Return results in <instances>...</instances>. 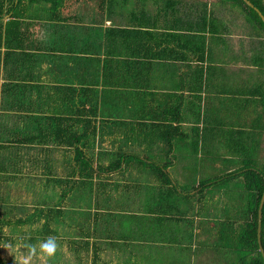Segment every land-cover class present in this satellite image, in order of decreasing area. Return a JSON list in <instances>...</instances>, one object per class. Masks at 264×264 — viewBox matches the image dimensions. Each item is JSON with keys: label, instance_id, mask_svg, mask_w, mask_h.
Returning a JSON list of instances; mask_svg holds the SVG:
<instances>
[{"label": "crops", "instance_id": "1", "mask_svg": "<svg viewBox=\"0 0 264 264\" xmlns=\"http://www.w3.org/2000/svg\"><path fill=\"white\" fill-rule=\"evenodd\" d=\"M91 1L94 19L86 25L83 19L71 14L70 5ZM170 2L114 0L109 1V13H104L100 10V0H72L65 2L66 10L59 19L53 18L47 9L51 3L35 5L32 16L22 20L24 37L13 38L11 48L0 47V140L7 143L13 138L39 136L51 129L48 119L56 113L66 119L67 127L68 118L74 115H68L71 111L70 102L65 101L68 95L58 94V90L75 89L76 101L73 102H79L78 95L84 87L97 86L102 102L121 105L127 111L120 122V133L114 134L116 138H157L164 154L158 160L162 164H167L164 157L168 151L161 141L162 135L178 140L169 154L171 162L167 164L173 184L170 193L168 187L164 188L149 174L123 166L124 173L108 177L121 176L122 182L112 185L113 189L122 188L124 193L133 191L142 195L152 186L148 198L141 196L133 206L141 211H125L124 207L122 212L109 211L107 215L106 209L103 214L101 198L96 199L101 204V216L93 224L104 221L106 215L109 219L115 218L117 229L107 236L113 251L128 252L129 259L122 264H141L133 249L137 244L172 246L179 253L180 261L199 258L205 263L218 260L220 264L224 261L233 264L236 252L220 246L219 236L223 223L231 221L239 231L252 219L251 214L245 215L253 193L244 189L243 171L254 168H246L249 163L259 168L264 166V36L256 33L242 12L230 3L221 0ZM10 17L8 14L3 22H9ZM211 17L215 20L212 31H208L206 28H211L207 22ZM70 25L86 32L72 37L64 28ZM119 30L126 33L121 35ZM107 61L113 64L109 69L110 86L103 83ZM96 68L97 78L85 84L84 76L91 69L94 73ZM105 90L108 93L104 98ZM45 104L47 112L39 117L37 106ZM2 106L7 111L34 116L39 123L38 131L24 134L10 130L2 121L1 116H6ZM100 122L98 116V133ZM71 123L75 124L73 131H83L76 115ZM181 139L184 141H179ZM156 142L135 145L147 146L153 151ZM34 145L44 144L0 150V163L10 169L0 183L6 218L25 217L41 208L20 215L18 204L2 193L6 184L20 181L24 173L8 155L18 148ZM49 145L52 143L44 147ZM130 145L124 144L126 152L154 155L149 150L128 151ZM57 146L72 152L65 146ZM214 154H221L223 158L214 162ZM71 156L72 160L73 153ZM49 160L45 158L43 162L46 183L55 184L48 181L51 177L61 181L55 184L60 193L56 203L48 206L52 207L60 201L64 182L74 164L70 160V171L62 178L53 175ZM130 172H137L146 179L132 177ZM106 188L104 186L103 190L108 194ZM68 198L63 204L65 211ZM164 208L166 213L160 211ZM92 231L95 242L102 248V257L105 248L97 238V231Z\"/></svg>", "mask_w": 264, "mask_h": 264}, {"label": "trees", "instance_id": "2", "mask_svg": "<svg viewBox=\"0 0 264 264\" xmlns=\"http://www.w3.org/2000/svg\"><path fill=\"white\" fill-rule=\"evenodd\" d=\"M0 0V47L8 46L11 48L13 46L12 39L24 37L21 32L22 20L27 19L34 13L33 7L42 2L51 3L52 6L49 11L52 12L53 18L59 19L60 14L65 12V2H71L72 0ZM109 1L114 2V0H100V10L104 13H109ZM116 1V0H115ZM225 3L232 4L235 8H238L244 15L246 21L254 28L256 33H261L264 36V21L262 20L259 13L249 6L244 0H221ZM255 7H257L264 15V0H250ZM170 2V0H169ZM171 4V2H170ZM206 12V11H205ZM11 14L10 21L7 23L3 22L4 17ZM207 16V14H206ZM214 18H210L207 22L209 28L208 31H212ZM114 31V30H112ZM115 32V31H114ZM124 34L126 30H119L118 33ZM119 33V34H120ZM203 52V50H202ZM113 64L107 61L104 66V84L110 86L109 81V69L113 68ZM108 93L107 90L103 92L104 98ZM58 94L68 95L65 99L66 102H70L71 111L68 115H75L78 117V124L83 125L84 129L81 132L73 131V123L71 119L68 118V126L65 127V118L61 114H53L49 117L50 130L43 131L39 136L32 135L26 138L10 139L7 143H2L0 140V150H5L7 148L21 146L26 144H56L60 146H65L72 150L73 158L71 163L74 164L72 171L69 173V177L64 182L63 194L61 195L60 201L52 206L46 208H37L33 213L26 215L25 217H20L16 219L6 218L3 213V205L1 203L2 198L0 196V250L6 245H15L19 239L15 236L6 234V227H22L28 225H34L42 223V229L39 231V237H29L23 236L21 239L29 242L30 245L35 244L42 240L47 239L49 236L55 238L59 237V232L54 226L57 220H60L65 216L66 211L63 208V204L66 203V199L76 191L77 187L90 189L91 193H95L94 185L95 178L105 177L113 175L114 173H124V168L135 167L138 172L146 173L157 179L162 186L169 188V193L173 190L172 177L168 171V163L171 162L169 154L173 152V147L175 142L178 140L170 137H165L162 135L161 141L167 147V153L164 157L167 162L160 163L151 154H137L129 153L124 150V144H141L149 143L154 144L157 138H135L120 141L121 146L119 150L115 152L114 159L108 164H100L97 162L94 156L89 153V149L94 142V137L98 134V124L97 117L100 114V106L102 102V93L97 89V86H86L82 91L79 92V102L76 101L77 91L73 88H68L64 90H58ZM159 126V125H158ZM156 134V133H155ZM184 141V140H179ZM197 146V141L194 143ZM252 163V162H251ZM254 164V163H253ZM253 164H248L249 166H254V168H249L243 171L245 178V187L248 193H253L251 203L249 202V210L245 212V215H252V219L248 222L246 221L239 231L234 228L231 221L222 224L220 232V242L219 245L236 252V259L233 264H264V257L260 251V246L258 243V211L261 202V198L264 192V166L263 168L255 167ZM123 166H125L123 168ZM10 169L0 163V183L7 176ZM230 174V177H233ZM224 179V178H223ZM51 183L60 184L61 181L55 177L48 179ZM63 182V181H62ZM225 182V180H223ZM103 186H107L105 183ZM176 188V187H175ZM177 190V188H176ZM97 199V198H96ZM168 200V199H167ZM171 200V198H169ZM166 202V200H165ZM99 201L96 200V213L92 218L91 223L94 220H98L101 216L99 207ZM162 213H166L167 209H161ZM82 240L80 242L75 240H68V248L82 261L80 254L84 251L90 252V263L89 264H109L105 262L101 257L102 248L97 242H95L94 231L89 230L87 227L81 228ZM262 247L264 249V207H263V218H262ZM1 252V251H0ZM0 264H6L0 258Z\"/></svg>", "mask_w": 264, "mask_h": 264}, {"label": "rangeland", "instance_id": "3", "mask_svg": "<svg viewBox=\"0 0 264 264\" xmlns=\"http://www.w3.org/2000/svg\"><path fill=\"white\" fill-rule=\"evenodd\" d=\"M70 12L73 15H77L79 18L83 19L86 25L91 24L93 18V1L80 4H71ZM42 14V18H44ZM61 26V25H60ZM62 27V26H61ZM68 30V33L72 37H77L78 34H81L86 30H79V27L75 25H70L64 27ZM55 31H58L57 28H54ZM62 30V29H61ZM60 30V31H61ZM57 34H62L57 33ZM87 34V33H86ZM85 34V35H86ZM84 35V37H85ZM89 70L87 76H84V83L91 84L94 79L97 78V68L94 70ZM76 79V78H75ZM30 100V99H29ZM29 104V102H25ZM3 111H5L6 116L2 115V121L7 123V127L10 130H20L24 134H34L38 131L39 123L33 117L28 116L27 114H18L16 112L7 111L2 106ZM46 104L44 106H37V115L39 117L44 116L47 112ZM100 125L101 130L97 134L92 143V146L89 149V153L95 157L98 163L108 165L113 159L114 154L117 151L118 147L121 146L120 139L116 138V133H120L122 124L120 123L122 118L126 117L127 111L120 105L108 104L103 102L100 106ZM41 124H44L43 119H40ZM128 151H151L147 146L145 148H140V145L133 144L127 148ZM151 151L154 153V158L161 160L164 156L162 151V144L156 142L152 147ZM72 152L66 148L59 147L57 145H49L47 148L44 145H34V146H24L16 149L13 153L9 154L14 158V163L19 164L23 168V174L20 181L9 182L2 188V193L9 201H12L19 206L18 212L20 215L32 211L36 207H48L56 203L60 188L55 186V184H47L46 177L43 176V162L49 160L52 165L53 175L56 177L65 178L68 174L69 163L71 160ZM215 160H220L223 158L221 154H214ZM132 173V177L144 178L143 175L137 172ZM141 175V176H140ZM127 177L131 176L127 173ZM116 182L121 183V176L114 175L110 178L99 177L95 178L94 190L95 193H91L88 187H80L78 190L74 191L67 200L66 214L63 219L55 223V227L59 232V237L55 238L57 241V248L54 254L47 255L40 251L39 242L30 245L28 240L24 241L21 238L23 236L29 237H39V230L42 229V224H36L32 226H26L21 228L7 227L6 233L15 236L18 242L11 246L6 245L0 251V258L6 264H89L90 263V252L84 251L80 254V258L83 262L68 248V240L81 241L82 235L80 229L87 227L89 230L97 231V238L101 245L105 248V251L102 253V257L106 262L110 264H122L126 262L128 257V252L122 251H113L109 246V238L107 234L109 232H115L117 229V222L114 219H109L107 217L109 211L113 213H118L124 211H141L133 208L136 201L143 196L148 198L150 185L146 193H141L142 195H137L133 191L124 193L123 189L118 190L113 189V186ZM147 182V181H146ZM107 185L108 194L104 192L103 184ZM147 184V183H146ZM102 194L101 196H99ZM101 198L102 210L106 213L105 220L98 223L92 224V218L96 213V198ZM25 204V205H22ZM126 204V205H125ZM133 209V210H132ZM19 215V214H18ZM107 219V220H106ZM96 228V229H95ZM191 231L193 228L191 226ZM42 241V239H41ZM35 246V251L33 250ZM138 257L136 260L141 264H220L218 260H209V262H204L195 258L190 261H180L177 257L179 254L175 252L172 246L168 245H143L137 244L133 247ZM224 264H227V261H224Z\"/></svg>", "mask_w": 264, "mask_h": 264}, {"label": "water", "instance_id": "4", "mask_svg": "<svg viewBox=\"0 0 264 264\" xmlns=\"http://www.w3.org/2000/svg\"><path fill=\"white\" fill-rule=\"evenodd\" d=\"M249 6H251L252 8H254L259 15L261 16L262 20L264 21V15L262 14V12L255 7V5L250 1V0H244ZM263 207H264V192L261 198V202H260V206H259V211H258V243L260 246V251L264 257V249L262 247V218H263Z\"/></svg>", "mask_w": 264, "mask_h": 264}, {"label": "clouds", "instance_id": "5", "mask_svg": "<svg viewBox=\"0 0 264 264\" xmlns=\"http://www.w3.org/2000/svg\"><path fill=\"white\" fill-rule=\"evenodd\" d=\"M56 248H57V241L53 236H49L47 239L39 242V249L44 254L52 255L55 253ZM33 250L35 251V246H33Z\"/></svg>", "mask_w": 264, "mask_h": 264}]
</instances>
